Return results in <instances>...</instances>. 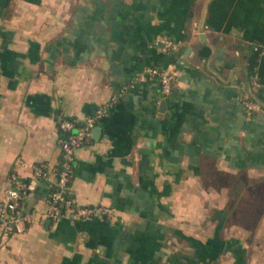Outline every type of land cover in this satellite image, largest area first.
Segmentation results:
<instances>
[{"label":"crops","instance_id":"obj_1","mask_svg":"<svg viewBox=\"0 0 264 264\" xmlns=\"http://www.w3.org/2000/svg\"><path fill=\"white\" fill-rule=\"evenodd\" d=\"M104 106L71 190L114 216L38 218L0 264H264V0H0V199L16 170L45 208L60 118Z\"/></svg>","mask_w":264,"mask_h":264},{"label":"built area","instance_id":"obj_2","mask_svg":"<svg viewBox=\"0 0 264 264\" xmlns=\"http://www.w3.org/2000/svg\"><path fill=\"white\" fill-rule=\"evenodd\" d=\"M158 42L168 48H177V44L169 39H160ZM146 73L158 78L163 96L172 94L175 84L173 67L152 66L146 69ZM254 84L257 87L260 86L258 82ZM245 105L249 115L262 111L261 105L254 100H246ZM107 110L106 106L100 107L80 125L76 120L64 116L60 118V128L71 134L66 139L59 137L61 154L57 165L52 168L46 163L33 165L34 178L50 179L52 174L55 175L47 205L42 210L25 206L26 196L35 189L33 180L22 177L16 170L10 172L8 185L4 188L3 197L0 199V236L10 237L23 234L38 218L56 221L71 213L84 218H89L96 213L109 217L114 216V209L110 207H99L98 209L79 207L71 190L75 152L89 140ZM19 163L24 165L22 160H19Z\"/></svg>","mask_w":264,"mask_h":264},{"label":"trees","instance_id":"obj_3","mask_svg":"<svg viewBox=\"0 0 264 264\" xmlns=\"http://www.w3.org/2000/svg\"><path fill=\"white\" fill-rule=\"evenodd\" d=\"M249 99L253 100L252 96H249V97H248V100H249ZM69 119L74 120L73 118H69ZM77 124L80 125L79 122H77ZM58 125H59V134H60V137L63 138V139H66L71 133H70V132H65V131H63V130L60 128V124H58Z\"/></svg>","mask_w":264,"mask_h":264},{"label":"water","instance_id":"obj_4","mask_svg":"<svg viewBox=\"0 0 264 264\" xmlns=\"http://www.w3.org/2000/svg\"><path fill=\"white\" fill-rule=\"evenodd\" d=\"M165 105V102H162V106ZM100 132H101V128L100 127H96L94 130H93V136L95 138L99 137L100 135Z\"/></svg>","mask_w":264,"mask_h":264}]
</instances>
